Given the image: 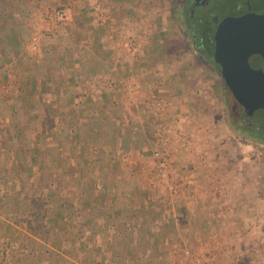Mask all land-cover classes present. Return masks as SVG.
Instances as JSON below:
<instances>
[{
  "label": "rangeland",
  "instance_id": "obj_1",
  "mask_svg": "<svg viewBox=\"0 0 264 264\" xmlns=\"http://www.w3.org/2000/svg\"><path fill=\"white\" fill-rule=\"evenodd\" d=\"M93 3L94 6H98L95 11L99 10L102 14L111 17L110 24L105 26L106 22L97 26L93 23V16H90L93 12L90 6ZM59 8L66 11L70 22L65 27H56V35L53 36L49 29L42 25L41 19ZM173 8V0H46V2L45 0H0V24H3L4 32H8L12 23H20V21L25 22L30 28L35 27L30 31H36L31 36V40L29 39L25 44L10 46L18 54H21L20 58L12 62L9 59V70L2 68L6 65L5 59L3 63H0V129H4L6 123L13 128L15 125V129L18 130L24 140L28 141L29 146L32 144L41 145L44 136L39 135V137L33 138L27 128L41 129V131L43 128L50 130L53 124H48L45 127L42 122L43 117H46L43 116L45 113L57 114L61 120L66 115L72 117V109H79L78 106L75 107V104L72 105V96L75 97L76 101H83L85 93H92L90 90L82 89L73 92L72 90H63L56 94L54 89V92H51L50 88L52 87L49 80L43 81L41 79L40 82L36 83L32 79L29 82L25 79H29V76L16 75V70L19 72L24 68V65L28 67V59L31 58V64H35L34 57L37 50L47 53L54 52L55 54L59 53L61 48L72 51V47H74L72 40H66L69 35L66 37L63 32L79 35L86 33V29L92 24L96 28L95 31L98 29L99 34L101 31L102 34H108L112 41H117L115 35L125 36L120 46V49L124 50L131 49L126 45V39H130L131 36L135 37L137 41L135 56H131L132 60L126 58V54L124 58L120 57L119 60L124 64L120 70L112 67L111 58L108 57V48L106 50V48H97L94 45L93 48L89 47L83 50V53L86 52L87 55L88 52L103 53L102 55L110 62L104 77L108 81H118V79L131 76L137 82V85L135 84L137 100L135 101H138L139 105L134 109L140 116V128L143 129L144 135L140 130V139H136L138 144L140 143L139 140L142 143L137 150L134 148L138 146L137 143L125 149L123 161L126 158L129 164L127 167L124 163L126 167L121 166V172L129 183L128 191H131L133 186L134 191L138 189L140 194L142 193L146 197L150 195L154 201L158 202L154 196L156 192L155 195L164 197L169 203V208L170 204L174 206L177 202H183L196 196L201 198L203 206L200 209L202 214L206 215L204 222L206 233L200 236V239L205 242V247L201 250L195 245L186 246L190 249V256L183 257L178 254L173 257L175 260H179L181 264H264V144L259 141L252 142L249 139H241L234 135L230 127L226 125L222 111V99L218 95L217 75H214L209 66L197 55L195 46H191L190 40L185 37L178 23L174 22ZM20 9L22 10L20 11ZM16 12L20 13L21 16L25 15L23 18L26 19L23 20L20 16L15 17ZM28 13H30L29 17H27ZM73 17L77 19L79 26L72 27L71 19ZM74 28L80 29L77 32ZM1 39L2 35H0V53L2 54L0 59H3L5 49ZM106 41L105 39L103 44H106ZM120 49L119 51H121ZM206 49H209V46H206ZM21 55L26 59L22 60ZM25 62L26 64H24ZM62 63L64 64L63 70H65L66 65L69 66V59L63 58ZM119 64L121 63L119 62ZM88 67L87 64L86 70ZM39 71L37 72L39 77H42L41 74L44 76V70L39 68ZM3 74L5 78H2ZM7 74L10 76L8 77ZM20 77L23 78L22 84L24 86L18 85ZM6 80H9L10 83ZM26 83L35 85L33 92L29 91ZM22 87L26 89L24 93L21 90ZM99 93L105 99H112L116 96V93L108 87H103ZM92 95L96 94L92 93ZM155 99H165L169 109L163 111V114H158V111L156 110V112L154 109ZM27 102L29 106H26ZM33 104L35 105L33 109L37 113L35 118H33L35 114L30 110ZM25 107L29 108L25 109ZM38 117L42 118V121L40 118L37 120ZM136 120L130 118L124 122V136L126 139L130 138L129 142L134 141L132 135ZM186 122L189 124L196 123L198 126L197 130L192 131L190 151L187 152L185 149L176 146H167L172 165L168 184L162 183L161 180L159 181L154 177L152 170L150 171V165H153L150 161V153L156 145L157 129L165 130L166 139L164 140H168L171 131L174 129L184 130ZM66 124L63 122L61 129L72 133V119L67 126ZM54 128L58 129L56 126ZM145 128L150 133L153 132L152 137H147ZM0 139L4 142L7 138L0 137ZM196 145H201V150ZM198 151L205 153L204 159L198 156ZM4 159H6L5 155ZM181 183L186 185L184 184L183 188L181 186L178 194L171 192V185ZM19 189V194H21L20 186ZM188 196L190 198H187ZM130 199L132 200L129 204L122 199L117 205L108 207L107 210L118 209L116 211H120L119 203L122 204L121 209L123 205L127 204L125 209H128L129 213L133 215L138 210L137 197L135 195ZM3 200L8 203L13 199ZM10 205L13 206V203L11 202ZM163 206L166 207V204ZM194 206L193 204L187 207L194 208ZM45 209L48 214L53 209L52 204L47 205ZM96 209H98V205L90 204L81 205L78 209L72 207V212L78 210L80 217L69 222L63 221V223L65 222L64 228H72L70 229L72 230L71 234L66 235L57 222L56 228L52 230L53 234H47L49 237V239L47 238L48 246L41 240L37 241L31 238L29 240L32 241L31 243L29 241L24 242L26 245L23 247L25 252H21L22 248L17 246V253L19 255L22 253L20 257L26 259L25 261L29 264H37L34 259L36 257L31 255L32 252L41 250L43 257H45L46 254L52 252L50 247H57L58 252L53 250L54 255L51 258L53 264L54 262L67 264L63 262L65 257L75 258L76 253L78 259L84 260L93 248L92 244H90L92 247H87V243L95 242L96 245L103 243L104 233L103 231L100 232L101 226L92 228L91 221H89ZM125 209L121 210L123 211L122 217L119 216L118 219H123ZM23 210V208L19 209L20 212ZM97 211L101 214L103 210L98 209ZM54 214H57V210L52 212L51 216ZM126 219L127 217L120 223ZM1 222L3 220L0 221V225ZM190 223V225H194L192 222ZM126 224L130 231L135 230V222L131 223L127 219ZM118 227L120 228L121 224ZM95 229L96 231L92 233ZM121 229H119L122 231L121 235L129 237V233L124 234L125 230ZM88 231L92 235L88 241L85 240L84 246L79 247L81 241L76 236L85 237ZM0 234L2 235L1 230ZM22 241H24V237ZM61 241L63 242V250L59 246ZM1 246L3 247L2 239H0ZM3 249L0 257L4 256L5 252L8 254V248L7 251ZM59 249H61L60 253ZM88 249L91 251L88 252ZM91 254L96 255V250ZM169 256L167 254V257ZM105 257L100 256V258ZM58 259L61 260L57 261Z\"/></svg>",
  "mask_w": 264,
  "mask_h": 264
},
{
  "label": "crops",
  "instance_id": "obj_2",
  "mask_svg": "<svg viewBox=\"0 0 264 264\" xmlns=\"http://www.w3.org/2000/svg\"><path fill=\"white\" fill-rule=\"evenodd\" d=\"M93 6L94 3L90 6L93 12H101L99 10L95 11V7L98 6ZM93 12L90 15L91 17L94 15ZM71 20L72 27L79 26L78 21H76L77 19L73 17V19ZM110 22L111 17H109V21H107V24H105V26L110 24ZM90 25L89 28L92 29L88 28L86 29V33H81L79 35L76 34V36L72 37L69 40H72V46L74 47H72V51H70V54L65 57V59H69L68 67L65 63V70H63V58L59 53H47L37 50L34 57L35 64L32 65L30 61L31 58L28 59V69L32 71L42 68L44 70V76L41 74L42 77H39V75L36 73L34 76L26 75L30 78L25 79L29 80V82L34 79L36 83L40 82L41 79L43 81L49 80L50 86L52 87L50 88L51 92H54L55 90L56 94L57 92L63 90H72L73 92L74 90L76 91L83 89L90 90L96 95H92V93H85V98L83 99V101H76L75 97L72 96V105L75 104V107L78 106L79 108L77 110L72 109V117H70V115H66V117L61 120V118L54 113H52L51 115L49 113H45L43 116L46 117L42 116L44 118L43 121L42 118L38 117L37 120L40 118L45 127L48 126V124H53V127H50L51 129L49 128L52 131L46 130L45 128H43L42 131L41 129L33 130L27 128V130L31 133L30 136L32 137L33 134L36 135V137H39V135L44 136L43 144L41 145L32 144V146H29L27 143L28 141L24 140V138H22L20 134L19 136L15 137V125L13 128L6 123V127L4 129H0L1 138H6L5 136H3V134L12 136L11 138L6 139V142H3V140L0 139V221L3 220V222H1L2 224L0 225V230L2 233V235L0 234V239H2L3 241V238L8 235L7 227L10 226L12 228V233L17 237V240L19 242L17 246H20V248H22L21 252H25V250L23 249V247H26L24 242L31 240V238L32 240L34 239L39 241L37 231L34 229V224L32 222H29L24 226L22 224L16 225V223L14 222V218L18 214L20 208H24L25 212L27 211L24 193L30 185H35L36 188L40 191L46 189L49 192L50 198L48 199V202L52 204L53 209L50 211L51 213H48V216L56 210L57 212L61 210L58 222L63 229L61 230L66 235H69L71 234L72 230L70 229L72 228H64L65 225L63 224L65 222L63 223V221H72V219L76 218L79 214L78 210H76L75 212L73 210V213L72 207L74 209H78L81 205L87 206L88 204H90L98 205V209L102 210L100 208V203L97 200H94V198L99 194V191H103L102 189L105 185L110 187L109 195L111 198L108 202V207H114L115 201L113 200V196H115L116 194L114 189L117 185L116 176L123 175L121 172V166L126 167L129 164V161H127L126 158L125 161H123L124 154L126 153L125 149L130 148V146H133L134 143H137V139H140V130H142L143 133V129L140 128V116L134 109L135 107H137V105H139L138 101H135L137 100V93L133 95L131 94L128 97H124V92L126 89L125 84L128 79H131V76L118 79V81H108L104 77L106 75V69L109 66L110 62H108V60H106V57L102 55L103 53L99 54L88 52V55L86 52V55L85 53H83V50H86L89 47L93 48L94 45L97 48H106V50L108 48L107 51L109 52V54L108 52L107 54L108 57L111 58V65H113L112 67H116V69L120 70L124 66V64L119 60L120 57L124 58L126 54V58H130V60H132L131 56H135V50L133 49L130 52L124 49H120L121 42L124 41L125 36L122 37L119 35H115L117 41H112V38L110 39L108 34H102V31L99 34L97 32L98 29L97 31H95L96 28L92 24ZM79 29L80 28H74V30H77V32L79 31ZM105 39L107 40L106 44H103ZM119 49L121 51H119ZM4 53H6L5 56L7 58L3 57L6 61V65H4L2 68H4L5 70H9L10 62L18 59L21 53L19 52L20 54H18L16 50L10 47H7L4 50ZM8 53L10 54V57L8 56ZM136 53H138V51H136ZM21 58L22 60L26 59V57L24 56H22ZM9 59L11 60L10 62ZM119 62L121 64H119ZM87 64L89 67L88 70H86L88 71V74L85 79L84 74L82 75V68L83 66L86 67ZM16 75L19 74H17L16 72ZM7 76L9 77L10 75L7 74ZM21 77L20 79H18V85L22 84L23 78ZM6 81L10 83L9 80ZM134 83H136L137 85V82L134 81ZM26 84L30 85V83ZM103 87H108L116 93V98L112 97V99H110L112 103L109 101H105L106 99L103 98V96H101L102 94L99 93L103 90ZM77 102L80 103L76 104ZM34 107L35 105L33 104V107L30 110L33 112V114L36 115L37 113L34 111ZM116 110L117 112L115 113ZM130 118L131 120L137 119L136 121H134L135 129L133 131L134 134L132 135L134 141L132 142L128 141L130 138L126 139V137L124 136V122L125 120ZM71 119L72 133L67 130L61 129L62 123L66 122L68 124ZM54 126H56L58 129L54 128ZM146 128H148L147 125ZM147 130L145 132L147 134V137H152L153 132L150 133ZM139 142L142 143L141 140H139ZM99 143H101L102 145H100ZM140 143H137L138 146L134 147L136 150L141 147ZM4 155L6 156V159H4ZM124 163L126 164V166ZM23 184H25V186H22ZM16 185H18V188ZM19 186L21 187V194H19ZM155 194L157 193H154V196L158 200L157 203H161L162 206L163 204H166L168 208L169 203L164 199V197H160ZM10 198L13 199L11 201L13 203V206L10 205L11 202L6 203L3 200ZM150 198L151 201L153 200V202H156V200L154 201L152 197ZM185 201H183V203H185L187 206L193 204L195 206L198 204L200 207L203 206L201 198L199 196ZM170 208L173 209V206L171 204ZM98 209L94 211V215L91 217V219H89V221H91L90 224L92 228L101 226L100 232L103 231L104 233H102L104 235L103 243L102 245H96L97 243L95 242L87 243V247L93 246L91 250L92 252L96 250V255L91 254V252L90 254H88V256L86 255L84 260H80L78 259V254L76 253L75 258L65 257V260L63 262L67 264H109V262L112 261L113 258L111 255L112 248L116 249V251L124 250V248H121V245L117 244V240L123 237V235H121L122 231L119 230L121 228V230H125L124 234L129 233L128 247L133 248L134 246V250L138 253L139 248L135 246V244L138 243V239L140 236L138 234V232L140 231L138 227L135 225V230L133 229L132 231H130L127 224L121 225L120 228L118 227V225L120 224H117L120 223L121 220H124V218L126 217L129 222L136 223L135 213L132 215L129 213L130 211L125 209L126 212L123 214L125 215L123 216V219H118L119 216L122 217L121 213H123V211L121 210L123 209L120 208V213L118 212V214L116 215L113 213V210H107L106 212L101 211V215L100 213H98ZM162 210L163 211L161 212V214L165 218L168 215L174 214V211L163 208ZM190 215L191 213L184 216L185 218H183L182 220L185 222L184 229L186 233L190 232L191 227L194 228V236L190 238H186L187 236H180V239L169 240L166 255L162 257L165 259V261L167 260L164 264H172L173 257L170 255V250L173 245H177L181 248L188 245H195L196 248H199L201 250L204 249L205 242L200 239V236L205 235L204 233H206L204 224L206 215L204 213L197 214L196 216ZM175 217H178V215L176 214ZM175 217L172 216V219L173 223L175 224L174 228L177 229ZM25 218H29V216L25 215ZM194 218L196 220H194ZM193 220L195 221L196 226L190 225V222H193ZM67 228L69 230H66ZM52 230V228H48L47 233H52ZM95 231L96 229L93 230L92 233H94ZM92 233L90 231H88V234L86 232L84 233L87 235L85 237H81V243L79 245L80 247L84 246V244L86 243L85 240L88 241ZM23 237L24 241H22ZM29 242L31 243L32 241ZM46 243L48 246L49 241L47 240ZM62 243L63 242L61 241V245H59L61 249L63 247ZM90 244H92V246ZM3 248H5V246L0 247V255L3 252ZM50 249L57 251L58 248L50 247ZM61 249H59V253ZM91 250L88 249V252ZM21 254L22 253H20V255ZM167 254L170 256L167 257ZM31 255L36 257V252H32ZM100 256L106 257L100 258ZM40 257L41 258L39 259V263L37 261L38 259L34 258L37 264H53L51 258L46 259L47 256ZM1 258L2 257H0V259ZM59 260L61 259H58L57 261ZM116 261L117 264H139L127 257H119L116 259ZM54 264L57 263L54 262ZM150 264L156 263L150 262Z\"/></svg>",
  "mask_w": 264,
  "mask_h": 264
},
{
  "label": "trees",
  "instance_id": "obj_3",
  "mask_svg": "<svg viewBox=\"0 0 264 264\" xmlns=\"http://www.w3.org/2000/svg\"><path fill=\"white\" fill-rule=\"evenodd\" d=\"M174 1V8H173V13L172 17L174 19V22L180 23L182 17H183V10H184V5L188 0H173ZM22 9H20L21 11ZM31 13V12H30ZM30 13H28L27 17H29ZM20 16L23 20L26 18H23L24 16H21L20 13H15V17ZM2 25L0 24V35H2V45L6 49L7 47L10 46H19L22 44H25L26 42L31 40V36L36 33V31H30V29H35V27H28L25 22L20 21V23L14 22L12 23V27L10 26L8 32H4L2 29ZM28 31V32H27ZM63 35L68 38L67 40H70L72 36H76V34L68 33V32H63ZM6 54V53H5ZM5 54L2 57H6ZM60 56L62 58L67 57L70 54V50H66L65 48H61L59 51ZM2 54L0 53V56ZM7 58V57H6ZM20 58V56H19ZM4 60L0 59V63H2ZM2 61V62H1ZM204 63H206L209 66L210 71L214 74L217 75V73L212 70L211 65L209 64L208 61L204 60ZM26 64V62L24 63ZM87 67V66H86ZM86 67L83 66L82 70V75L84 74V78L86 79L88 71H86ZM17 74L20 76H26V75H35L37 72H40L39 70H30L28 69L27 66L24 65V68H22L19 72L16 70ZM2 78H5V75L3 74ZM27 84L26 86H28ZM22 86H24L22 84ZM35 85L32 83L28 86V89H30V92H33ZM22 92L24 93L26 89L23 87L21 88ZM218 95L222 99V111H223V117L226 125L230 127L231 131L233 132L234 135L241 139H256L257 136H260L255 129H251L246 120V116L243 113L241 107L234 101L233 97L231 96L230 92L226 88H218ZM105 101H110V99H106ZM26 106H29L28 102L26 103ZM116 106V105H115ZM29 107H25V109H28ZM117 109V108H114ZM28 116V115H27ZM36 115H33V118H35ZM15 136H19L18 130L14 132ZM7 139L11 138L12 136H7L4 135ZM33 138H37L36 135H33ZM107 142V141H106ZM102 145L101 143H99ZM116 187L115 189V196H113V200L115 201V205L120 202V200L124 199L126 200L125 203H130L132 199V196L137 197V208L138 210L135 212V218H136V226L140 230L138 232L139 239L138 243L135 244L139 248L138 253L134 250L133 248L128 247V241L129 237H122L117 240V244L121 245V248H124L122 251H116V249L112 248L111 250V255H112V261L109 262V264H117L116 259L117 258H129L132 259L134 262L139 263V264H150V262H155L156 264H164L166 261L164 258L166 255V250L168 246V241L169 240H177L180 239V236H184L186 238H190L194 236V228L190 232L185 231V222L182 220L185 218L184 216L189 215L190 216H196L197 214L202 213L199 204L194 206V208H189L187 205L183 202H177L172 208H166L161 205V203L153 202L151 201L150 197L144 196L142 193L140 194V191L138 189H133V186L131 187V191H128L129 189V183L128 181L123 177V175L116 176ZM19 185V184H18ZM16 185V186H18ZM103 191H99V194L96 195L94 200H97L100 203V208L106 212L108 208V202L110 201V187L105 185L102 189ZM134 191V192H132ZM101 192V193H100ZM135 195H132V194ZM25 196V203H26V209H27V214L25 210L19 211L18 214L14 218V222L16 225H27L29 222H32L34 225V229L37 231L38 234V239L41 240L42 243L46 244V240L48 238V228H56L57 222L59 219V214L61 212H57V214H54L53 216L47 214L45 212V207L47 205H51V203L48 202V199L50 198L49 192L44 189L42 191L38 190L35 185H30L26 192L24 193ZM150 196V195H149ZM120 208H121V203H119ZM127 205V204H126ZM126 205L122 206V209L126 208ZM86 206V205H85ZM163 209H167L170 211H174L173 215H168L166 218L162 216L161 212ZM24 209V208H23ZM118 209H114V214H118L119 211H116ZM128 210V209H126ZM170 214V213H169ZM176 214L178 217H175ZM25 215H28L29 218H25ZM172 216L175 217L176 221V226L177 229L174 228V223ZM80 216L78 215L76 218H79ZM194 220H196L194 218ZM193 220L192 226L195 225V221ZM85 223V221H84ZM119 224V223H118ZM121 225L126 224V220L122 221L120 223ZM8 229V235H6L3 238V246H5L4 251H7L6 249L8 248V254L5 252V255L2 256L0 259V264H29L27 261L24 260L23 257H20L19 253H17V245H18V240L17 237L12 233V228L10 226L7 227ZM185 232V233H184ZM45 235V237H44ZM47 236V237H46ZM44 237V238H43ZM82 235H77L76 238L81 241ZM128 240V241H127ZM159 243V244H158ZM80 247V246H79ZM63 250V249H62ZM54 251L52 250L51 253L46 254L47 258H52V255ZM42 251L38 250L36 252V258L39 259L41 258L40 256L42 255ZM45 256V257H46ZM45 259V260H46ZM47 261V260H46ZM124 264V263H122Z\"/></svg>",
  "mask_w": 264,
  "mask_h": 264
},
{
  "label": "water",
  "instance_id": "obj_4",
  "mask_svg": "<svg viewBox=\"0 0 264 264\" xmlns=\"http://www.w3.org/2000/svg\"><path fill=\"white\" fill-rule=\"evenodd\" d=\"M261 17H228L213 38V60L233 99L250 116L264 108V25Z\"/></svg>",
  "mask_w": 264,
  "mask_h": 264
},
{
  "label": "flooded vegetation",
  "instance_id": "obj_5",
  "mask_svg": "<svg viewBox=\"0 0 264 264\" xmlns=\"http://www.w3.org/2000/svg\"><path fill=\"white\" fill-rule=\"evenodd\" d=\"M184 7L179 23L181 31L190 40L191 46H195L197 55L203 61H208L211 69L217 73V88L228 89L220 76V66L213 60V35L221 21L228 17L245 14L260 16V23L264 25V0H188ZM241 109L243 111L242 107ZM245 116L248 126L260 135L250 141L264 144V108L256 109L250 116Z\"/></svg>",
  "mask_w": 264,
  "mask_h": 264
},
{
  "label": "built area",
  "instance_id": "obj_6",
  "mask_svg": "<svg viewBox=\"0 0 264 264\" xmlns=\"http://www.w3.org/2000/svg\"><path fill=\"white\" fill-rule=\"evenodd\" d=\"M95 9L97 10V7H95ZM108 16L102 14V12L99 13H95L93 15L92 21L95 25L97 26H101L103 24H105L108 20ZM42 25L47 27L49 29V32L51 35L55 36L56 35V27H65L69 24L70 19L68 14L66 13V11L64 9H56L53 12L48 13L45 17H43L41 19ZM136 40L135 37H130V39H126V45L128 46L127 51L131 50H136ZM136 83H134V79H128L126 81L125 84V92H124V97H128L131 94H135V86ZM134 88V89H133ZM154 109L155 111L160 114H163V111H166L169 109V105L166 102L165 99H155L154 100ZM187 121V119H186ZM185 128L184 130H175L171 131V139L169 137L168 140H164L166 139V137L164 136L165 134V130L161 129H157V133L155 135V142L156 145L152 148L151 153H150V161L153 163V165H150V171L152 170V174L154 175V177L156 179H158L160 182L168 184L169 181V175H170V168L172 165V161L170 159V156L168 154V145L169 147L171 146H176V147H180L182 149H185L187 152H189V148L191 146L192 143V131L197 130L198 126L196 123H192L189 124L188 122L185 123ZM164 128V127H161ZM165 129V128H164ZM165 145H164V144ZM199 143V141H198ZM163 144V145H161ZM199 145H196V147H198ZM201 146V145H200ZM199 146L200 150L201 147ZM204 155L205 153H201V151H198V156H200L202 159H204ZM165 181V182H164ZM185 183H181L179 185H171L170 187H172L171 192H173L174 194H178L179 190L182 186V188L184 187ZM186 185V184H185ZM178 190V191H177ZM190 198V196H188ZM190 249H188L187 247H178L177 245H173L171 250H170V255L172 257L180 254L183 257H187L190 256ZM172 264H181V262L179 260H175L173 258Z\"/></svg>",
  "mask_w": 264,
  "mask_h": 264
}]
</instances>
